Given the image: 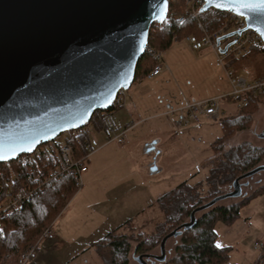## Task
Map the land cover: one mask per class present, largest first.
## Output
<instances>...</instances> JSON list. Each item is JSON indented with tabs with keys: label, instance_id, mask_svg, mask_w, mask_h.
I'll return each instance as SVG.
<instances>
[{
	"label": "rangeland",
	"instance_id": "374dc122",
	"mask_svg": "<svg viewBox=\"0 0 264 264\" xmlns=\"http://www.w3.org/2000/svg\"><path fill=\"white\" fill-rule=\"evenodd\" d=\"M162 58L164 69L159 76L133 82L121 94L122 105L115 109L116 118L133 123L123 140H109L108 133L90 129L92 152L86 162L88 171L82 175L83 185L45 231L37 249L27 252L23 264H102L93 243L116 228V234L150 235L163 219L158 198L181 183L207 189L205 182L213 160L211 145L220 136V120L237 116L240 101L222 98L218 120H207L199 113L187 124L176 126L175 121L181 115L188 116L184 108L187 102L222 97L230 91L225 68L248 80L264 76V52L228 54L222 64L210 47L193 50L183 39L173 42ZM259 99L264 103V97ZM263 133L264 107L255 116L251 129L226 142L225 148L242 140L264 146ZM63 138L64 133L60 140ZM152 142L155 146L148 150ZM247 182L240 196L223 199L220 204L238 201L243 194L263 185L264 171ZM241 214L248 217L245 224ZM240 217L230 233H225L229 230L225 228L231 225L216 223V244L229 239L230 244L224 245L229 247V261L253 264L260 253L254 243L264 240V192L241 208ZM127 221L131 224L124 227ZM131 244L133 249L136 243ZM172 245L171 240L167 250ZM153 253L161 255L159 248ZM165 254L168 256V251ZM128 264L140 262L131 256ZM148 264L159 263L154 260Z\"/></svg>",
	"mask_w": 264,
	"mask_h": 264
},
{
	"label": "water",
	"instance_id": "95a60500",
	"mask_svg": "<svg viewBox=\"0 0 264 264\" xmlns=\"http://www.w3.org/2000/svg\"><path fill=\"white\" fill-rule=\"evenodd\" d=\"M164 2L0 0V145L27 147L36 142L33 151L63 131L82 127L96 110L109 109L118 93L133 83L151 26L165 20L154 19L151 13L157 10L154 6L164 9ZM203 2L201 13L209 9L229 11L215 7L224 0ZM243 11L247 27L261 34L264 13ZM231 35L233 32L222 39ZM154 146L152 142L148 150ZM32 151H17L14 156L9 153L0 163ZM261 171L264 164L235 179L232 190L195 209L188 222L161 240L160 256L135 259L141 264L163 261L166 240L190 228L195 212L240 196L246 179Z\"/></svg>",
	"mask_w": 264,
	"mask_h": 264
},
{
	"label": "trees",
	"instance_id": "16d2710c",
	"mask_svg": "<svg viewBox=\"0 0 264 264\" xmlns=\"http://www.w3.org/2000/svg\"><path fill=\"white\" fill-rule=\"evenodd\" d=\"M168 2V14L163 25L154 23L150 28L148 38L150 49L141 57L135 76L145 77L151 72L159 62L157 54H162L171 47L173 37L181 41L187 35L199 37L204 33L217 32L221 28L226 31L231 29L227 17L215 9L202 13L198 11L196 16H190L179 23L178 16L184 11L185 0ZM250 52L256 54L264 51L251 47ZM242 97L244 101L239 105L238 115L220 120V136L215 138L211 145L213 160L205 182L207 189L202 190L196 185L181 183L158 198L157 204L163 212V219L155 224L154 231L150 235L145 232L137 236H129L127 233L116 234L114 233L118 229L116 228L93 243L92 247L102 264H128L131 256L135 258L154 255L153 250L159 248L161 240L173 229L188 222L190 214L195 209L225 193L222 189L230 187L235 179L264 164L262 145L242 140L225 148L226 142L233 141L238 134L251 129L255 116L261 110L262 102L259 96L244 94ZM89 144L90 138L87 135L83 138L81 153L89 152L87 150ZM249 178L246 180L248 181ZM0 184L1 201L7 188L2 181ZM20 184L27 185L22 180ZM77 191L74 176L70 173L61 174L35 189L19 211L0 216L1 228L4 229V233L0 235V264H23L27 252L31 248L34 251L37 249L45 231L51 228L56 217L61 214ZM263 192L264 184L249 194H243L238 201L228 204H220L218 201L205 210L195 212L193 225L183 233L166 240L165 252L168 251V256L165 254V259L157 262L159 264H235L229 261V247H217L215 225L218 222L232 225L239 219L241 208L247 205L252 197ZM125 224L124 227H127L131 223L127 221ZM171 240L173 245L167 250ZM132 242L136 243L133 249ZM259 252L253 264H264V240ZM148 262L152 263L147 261V264Z\"/></svg>",
	"mask_w": 264,
	"mask_h": 264
},
{
	"label": "built area",
	"instance_id": "2783aa9c",
	"mask_svg": "<svg viewBox=\"0 0 264 264\" xmlns=\"http://www.w3.org/2000/svg\"><path fill=\"white\" fill-rule=\"evenodd\" d=\"M203 0H185L183 13L178 16V22H184L190 16H196ZM223 13L231 26L226 31L221 28L217 32L204 33L202 36L187 35L184 38L191 49L200 50L205 46L210 47L216 53L218 60L223 64V59L228 54L242 56L248 47L258 48L264 51V40L262 35L256 30L247 27L245 18L232 11L217 10ZM160 26L163 22H156ZM233 32L228 38L222 39L224 35ZM176 37L172 38V43L177 42ZM233 42L226 51L225 46ZM148 44L145 47L149 51ZM158 63L145 77L135 76L133 82L140 83L143 78L152 79L157 76L164 68L162 54H157ZM225 75L230 84V91L222 97L216 96L202 101L187 102L184 108L189 111L188 116H183L175 121L176 126L187 124L188 119L196 118L201 113L205 119L218 120L220 113V101L222 98L238 99L241 103L244 94L254 96H264V76L255 79H246L236 75L234 71L225 68ZM123 91H120L114 99L112 106L105 110H96L90 120L82 127H76L63 131L64 138L60 140L61 134L49 139L47 142L38 145L32 152L19 155L16 159L0 163V181L7 188L0 201V216L11 215L21 209L35 189L49 183L55 177L70 173L74 176L75 186L79 189L83 185L82 175L87 171L86 162L92 152L91 144L87 145L90 152L81 153L83 138L89 136L92 127H99L102 131L109 134L110 139L121 141L125 133L133 126L132 123H123L116 118L115 109L122 105ZM183 110V107L182 109ZM85 143L88 144L87 140ZM21 180L27 185L20 184ZM1 191V184H0ZM1 228V222H0ZM48 231V230H47ZM254 249L260 250L262 242H255Z\"/></svg>",
	"mask_w": 264,
	"mask_h": 264
},
{
	"label": "snow or ice",
	"instance_id": "6c2138e0",
	"mask_svg": "<svg viewBox=\"0 0 264 264\" xmlns=\"http://www.w3.org/2000/svg\"><path fill=\"white\" fill-rule=\"evenodd\" d=\"M157 10L152 11L151 16L154 19L164 20V11L167 8V0L164 2V9H158V6H154ZM216 8L227 9L229 11L235 12L238 15H244L245 9L248 12H260L264 13V0H224V2H219L215 4ZM261 34L264 35V29H260ZM141 50H143V41L140 45ZM83 123V121H81ZM36 142H30L27 147L23 146H3L0 145V160H6L9 158V153L11 155H16L17 151H32V148ZM4 233V229L0 228V235ZM217 243V247H221Z\"/></svg>",
	"mask_w": 264,
	"mask_h": 264
},
{
	"label": "crops",
	"instance_id": "0c3cea01",
	"mask_svg": "<svg viewBox=\"0 0 264 264\" xmlns=\"http://www.w3.org/2000/svg\"><path fill=\"white\" fill-rule=\"evenodd\" d=\"M247 54H253V53L250 52V48L247 50V52H246L244 55H247ZM163 69H164V68H163ZM161 72H162V71H161ZM161 72H160V73H161ZM160 73H159L157 76H159ZM157 76H155V77H157ZM262 77H263V76H262ZM153 78H154V77H153ZM153 78H152V79H153ZM150 80H151V79H150ZM260 97H264V96H260ZM240 103H241V102H240ZM123 105H124V103H123ZM261 106H262V107H261V109H262V108L264 107V103H261ZM129 122L132 123L131 120H130V121H127L126 123H129ZM123 123H124V122H123ZM132 124H133V123H132ZM97 130L102 132V130L99 129V128H97ZM128 131H129V130H128ZM128 131H127V132H128ZM127 132H126V133H127ZM126 133H125V134H126ZM89 138H90V135H89ZM108 139L110 140V138H108ZM87 171H88V168H87ZM87 171H86V172H87ZM86 172H85V173H86ZM241 217L244 218V224H245L246 221L248 222V217H247V216H245L244 214H243V215L241 214ZM241 217L239 218V220H241ZM233 225H234V224H233ZM233 225L228 226V228H225V229H229V230H226L225 233H230V232H231V229H230V228H232ZM217 240H218V234H217ZM217 240H216V242H217ZM222 244H223V245H222ZM222 244H220V245L224 246V245L230 244L229 239H227V242H224V243H222ZM133 259H135V258H133ZM135 261H137V260L135 259ZM137 262H139V261H137ZM140 264H141V263H140Z\"/></svg>",
	"mask_w": 264,
	"mask_h": 264
},
{
	"label": "flooded vegetation",
	"instance_id": "af4514ba",
	"mask_svg": "<svg viewBox=\"0 0 264 264\" xmlns=\"http://www.w3.org/2000/svg\"><path fill=\"white\" fill-rule=\"evenodd\" d=\"M231 190H232V188H231ZM241 192H242V189H241Z\"/></svg>",
	"mask_w": 264,
	"mask_h": 264
},
{
	"label": "bare ground",
	"instance_id": "6f19581e",
	"mask_svg": "<svg viewBox=\"0 0 264 264\" xmlns=\"http://www.w3.org/2000/svg\"><path fill=\"white\" fill-rule=\"evenodd\" d=\"M228 99V98H227Z\"/></svg>",
	"mask_w": 264,
	"mask_h": 264
}]
</instances>
